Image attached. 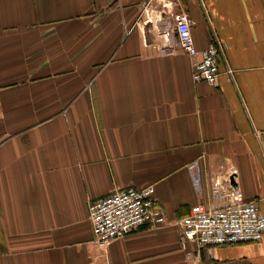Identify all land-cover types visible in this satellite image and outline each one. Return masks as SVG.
I'll use <instances>...</instances> for the list:
<instances>
[{
  "label": "crops",
  "instance_id": "1",
  "mask_svg": "<svg viewBox=\"0 0 264 264\" xmlns=\"http://www.w3.org/2000/svg\"><path fill=\"white\" fill-rule=\"evenodd\" d=\"M179 11L224 44L215 83ZM150 185L168 223L98 247L90 202ZM236 198L264 214V0H0V264H264V235L182 239L193 206Z\"/></svg>",
  "mask_w": 264,
  "mask_h": 264
},
{
  "label": "built area",
  "instance_id": "2",
  "mask_svg": "<svg viewBox=\"0 0 264 264\" xmlns=\"http://www.w3.org/2000/svg\"><path fill=\"white\" fill-rule=\"evenodd\" d=\"M174 21L181 47L191 56H200L193 67V80L215 83L220 73V57L225 54L224 44L217 38L207 47L198 48L188 14L179 11L174 14ZM227 72L232 73V69L228 68ZM193 174L195 185L199 187L202 176L196 164L193 165ZM228 180L234 191L232 193L238 194L234 176L229 175ZM214 185L215 189L221 185L219 178ZM155 192L152 185L129 186L91 201L90 220L98 247L105 249L115 239L141 227L167 224L164 210L157 206ZM177 224L181 227L183 241L198 247L255 242L264 235V214L259 211L256 202L237 198L222 206L195 205Z\"/></svg>",
  "mask_w": 264,
  "mask_h": 264
}]
</instances>
